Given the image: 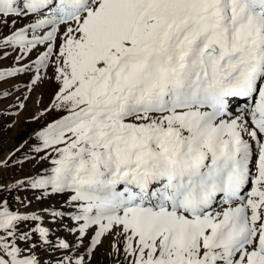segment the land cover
Listing matches in <instances>:
<instances>
[{"label":"snow or ice","instance_id":"6c2138e0","mask_svg":"<svg viewBox=\"0 0 264 264\" xmlns=\"http://www.w3.org/2000/svg\"><path fill=\"white\" fill-rule=\"evenodd\" d=\"M0 24V83L47 77L62 113L0 192L66 197H0V264H92L106 239L114 264H264V0H0Z\"/></svg>","mask_w":264,"mask_h":264},{"label":"rangeland","instance_id":"374dc122","mask_svg":"<svg viewBox=\"0 0 264 264\" xmlns=\"http://www.w3.org/2000/svg\"><path fill=\"white\" fill-rule=\"evenodd\" d=\"M30 19L18 20L16 27L28 23ZM0 31L7 34L8 28L0 24ZM16 55L15 52H11L7 57L0 54V68L17 66ZM35 56L34 52L23 63L34 60ZM51 71L48 69L49 76ZM30 76L31 73H20L16 77L8 78L6 82L0 83V160L9 161L6 168L0 167V182L4 184H12L15 180L22 179L43 166L38 160L32 158L34 153L31 148L36 143L35 132L52 120L58 119L62 114L51 110L56 83L45 77L42 83L30 91ZM5 91L9 93L8 96L3 95ZM21 102L24 103V108L19 107ZM20 161H24L23 164L19 163ZM39 195V192L23 189L0 192V197L8 199L10 205L21 212L39 211L49 206L60 207L66 198L63 195H53L37 200L35 197ZM18 197L24 200L23 205L20 204ZM65 223H69V221H65ZM52 227L58 234H66L57 229L56 225L53 224ZM68 238L72 239L70 235ZM108 248L109 241L106 239L103 245L96 250L92 264H114L113 259L107 255Z\"/></svg>","mask_w":264,"mask_h":264}]
</instances>
